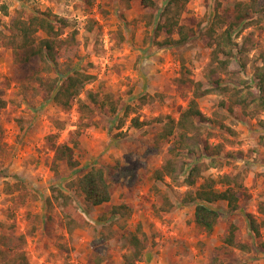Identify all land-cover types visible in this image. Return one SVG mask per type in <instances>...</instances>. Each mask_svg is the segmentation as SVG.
Masks as SVG:
<instances>
[{
	"label": "rangeland",
	"instance_id": "obj_1",
	"mask_svg": "<svg viewBox=\"0 0 264 264\" xmlns=\"http://www.w3.org/2000/svg\"><path fill=\"white\" fill-rule=\"evenodd\" d=\"M235 1L190 0L181 21L189 39L159 45L179 35L157 37L159 15L154 22L145 19L140 0H133L129 8L120 0H0V96L6 101L0 108V239L5 237L8 250L24 251L30 264H123L129 252L126 239L140 225L146 233V248L135 264H207L216 257L223 264H264V227L262 238H256L247 217L253 213L259 221L264 219L258 211L264 201V112L242 120L220 107L227 95L211 93L199 99L206 116L226 126L204 125L213 132L209 143L221 145L214 157L223 162L211 166L204 176L242 172L247 192L241 208L233 213L225 202L213 205L221 216L212 233L196 227L194 204L179 201L191 187L153 178L176 139L174 135L158 144L155 136L161 124L154 118H178L187 107L192 91L179 84L180 77L187 75L206 84L210 57L204 29L217 13L233 8ZM163 3L159 0L161 7ZM36 12L68 21L63 36H75L77 45L70 55L71 65L68 57L61 58V73H69L70 65L94 75L80 97L97 89L113 93L120 103L115 116L97 112L98 124L83 129L75 150L80 163L74 168L65 162L54 164L48 136L57 135L58 144L68 142L69 132L79 124L78 104L69 111L54 104L47 84L60 74L45 71L42 63L35 67L37 73L30 65H18L9 45L14 16ZM235 37L241 44L246 41L247 49L244 55H236L230 69L237 73L238 86L253 85L255 64H261L264 55V19L238 28ZM145 94L155 99L144 103L140 97ZM128 105L133 109L125 116ZM137 115L149 123L134 125L132 118ZM203 156L202 160H210L206 153ZM93 165L105 170L112 190L111 200L99 206L89 205L75 185ZM17 183L26 185L37 199L23 204L18 191L8 193V184ZM154 185L171 196L170 211L158 210ZM126 204L128 208L113 213L114 207ZM240 218L245 220L241 240L249 246L246 251L224 243L230 224Z\"/></svg>",
	"mask_w": 264,
	"mask_h": 264
},
{
	"label": "trees",
	"instance_id": "obj_2",
	"mask_svg": "<svg viewBox=\"0 0 264 264\" xmlns=\"http://www.w3.org/2000/svg\"><path fill=\"white\" fill-rule=\"evenodd\" d=\"M132 1L120 0L126 8L131 7ZM189 2L190 0H164L161 7L159 0H140L145 19L154 22L153 20L159 15L155 30L157 37L161 33L179 35V38L168 37L159 41V45L181 44L189 39L190 33L187 26L181 23ZM160 8L161 11L158 13ZM253 14H257L259 18L252 19ZM262 19H264V1L262 0H237L233 8L217 13L203 32V42L209 50L210 57L205 72L206 84L187 75L180 77L179 84L189 87L192 91L187 107L180 112L178 118L170 115H159L154 118L161 124V129L155 136L158 144L174 135L176 139L172 142L162 166L154 171L153 178L156 182H164L166 178H169L177 186L191 187L184 192L179 201L195 205V225L206 233H212L220 220L221 210L213 205L225 202L227 211L233 213L241 208L242 202L247 198V192L242 172L225 173L218 178L204 176L205 171L211 166H220L223 163L214 157L219 153L221 145L212 146L209 143L208 139L213 132H207L204 125L217 123L221 127L226 126L222 121L206 116L199 106V99L211 93L227 95L226 99L220 101V107L242 120L264 112V55L261 64H255L253 85L246 83L238 86L237 73L230 69L236 55L238 53L244 55L247 49L246 41L241 44L236 40V30ZM66 27H68V21L65 18L52 16L49 12H36L29 16L18 13L10 25L9 45L14 51L18 65L23 67L30 65L37 73L39 69L35 67L42 63L45 71L55 70L60 74L58 78L47 84V92L54 104L64 111H69L76 103L78 104L79 124L76 129L69 132L68 142L58 144L57 135L48 136L50 149L54 151V164L65 162L69 167L74 168L80 163L75 158V150L80 147L83 129L98 124V121L94 119L97 112L105 117L115 116L120 111V103L113 93L101 92L97 89L88 90L85 98L80 97L94 75L70 66L72 63L70 55L75 50L77 42L73 35L63 36ZM64 57H68L67 60L70 61V63L67 62L70 64L67 66L69 73H61L59 68L60 60ZM240 60L244 67L246 62L243 56ZM225 74L230 76V81L224 78ZM153 99L155 97L148 94L140 97L144 103H150ZM5 105L6 101L0 96V108ZM132 109L133 107L128 105L124 115H129ZM217 115L223 116L220 113ZM132 121L136 126L149 123L146 120L141 121L138 115L133 117ZM228 129L231 131L229 127ZM205 133H207L206 136ZM2 135L3 129L0 125V140ZM204 153L208 157L211 156L208 162L202 160ZM201 179L204 180L196 186ZM75 185L91 206L108 203L112 198L111 184L102 167L90 166L77 178ZM153 188L160 203L158 210L170 211L174 202L169 193L157 185ZM7 191L8 193L18 191L23 204L37 199V195L24 184L17 183L15 186L8 184ZM128 207L127 204L116 206L113 208V213L118 214L122 211L121 209ZM258 211L264 216V201L260 203ZM247 217L255 237L262 238L264 219L259 221L253 213H249ZM244 224L245 220L242 218L230 224L224 238L227 246H234L245 251L249 249L248 244L241 240ZM126 241L129 252L123 256V264H135L141 261L146 248V233L142 227L139 225L136 231L130 232ZM0 243L3 245L0 246V264H30L24 251L8 250L5 237L0 239ZM207 264H223V261L216 257Z\"/></svg>",
	"mask_w": 264,
	"mask_h": 264
}]
</instances>
